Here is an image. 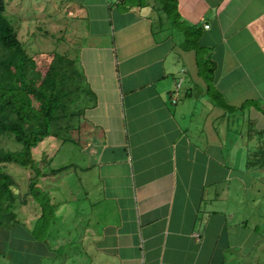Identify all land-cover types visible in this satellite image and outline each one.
Here are the masks:
<instances>
[{"label":"crops","instance_id":"0c3cea01","mask_svg":"<svg viewBox=\"0 0 264 264\" xmlns=\"http://www.w3.org/2000/svg\"><path fill=\"white\" fill-rule=\"evenodd\" d=\"M9 1L19 38L39 29L27 2L45 20L47 6L63 14L70 44L56 52L93 94L78 161L48 162L54 206L68 203L72 172L94 195L79 239L87 264H264V0ZM54 214L48 264L61 246Z\"/></svg>","mask_w":264,"mask_h":264},{"label":"trees","instance_id":"16d2710c","mask_svg":"<svg viewBox=\"0 0 264 264\" xmlns=\"http://www.w3.org/2000/svg\"><path fill=\"white\" fill-rule=\"evenodd\" d=\"M5 1L0 0V136L11 133L14 140L21 143V148L10 150L0 146V233L23 225L14 208L31 196L40 207L31 236L44 242L43 234L54 222L55 206L37 185L36 180L47 173L37 165L33 149L45 137L76 144L80 119L94 98L76 61L60 52L51 53L44 79L48 85L36 82L37 61L28 54L17 28L5 15ZM187 42L191 48L199 50L193 39ZM198 69L207 90L211 91L208 83L211 64L198 56ZM5 163L31 170L24 193L18 191L14 177L2 170Z\"/></svg>","mask_w":264,"mask_h":264},{"label":"rangeland","instance_id":"374dc122","mask_svg":"<svg viewBox=\"0 0 264 264\" xmlns=\"http://www.w3.org/2000/svg\"><path fill=\"white\" fill-rule=\"evenodd\" d=\"M5 15L10 22L14 25L15 19L13 14V7L15 6L13 1H5ZM37 5L22 6V10L25 9L28 13L27 22H37L35 25L39 29H34V35L21 36L23 39L24 47L29 55L33 56L37 61V70L34 78L38 84L44 86L48 85L44 81L47 73V67L50 60L51 53L62 50L67 44L65 36H61L58 30V22H62V15L54 13V11L47 6L45 11L48 10V19L41 15V12L37 11ZM30 12V13H29ZM12 14V15H11ZM51 14V15H49ZM45 31L48 35L43 34ZM42 32V34H40ZM0 146L10 150H18L21 148V143L14 140L13 136L9 132H5L0 136ZM33 156L37 165L41 171L46 172L47 175L36 180L37 185L42 188L48 194V162L51 161V166L58 167L62 164L77 162L80 157L79 148L70 142H60L54 137H45L34 149ZM48 156L50 159H48ZM2 170L11 174L18 184V191L24 193L27 190L29 177L31 170L24 166H20L14 163H5L2 166ZM65 175V174H64ZM76 173H71L66 180V187L68 193L65 198L68 199V203L57 202L55 205V223L53 225V232H57L60 236L61 244H57V254L54 259L57 264H87L89 257L93 255V252L88 250L84 251L83 247L79 243L85 236L83 234L84 223L87 222L88 213L90 210L91 202L94 195L90 191L89 186H83L76 178ZM59 179V178H56ZM84 190H88L89 195L84 193ZM27 201L23 203H17L14 208L18 220L23 224L17 226L14 229L6 231L5 236L0 239V264H13L16 258L20 257L26 260L35 261L38 264H48V230L43 234L46 239L47 245L45 248H41V241L31 240L27 230H31L34 227L35 220L39 216L40 207L35 199L28 196ZM32 237V236H31ZM10 243L11 246H10ZM85 243V242H84ZM16 244V246H15ZM20 244V245H19ZM42 244V243H41ZM86 245V244H85ZM38 246V248H36ZM93 257V256H92Z\"/></svg>","mask_w":264,"mask_h":264},{"label":"built area","instance_id":"2783aa9c","mask_svg":"<svg viewBox=\"0 0 264 264\" xmlns=\"http://www.w3.org/2000/svg\"><path fill=\"white\" fill-rule=\"evenodd\" d=\"M205 27H207V24H204ZM182 77H178L177 80L175 81L174 88L170 92V101L172 103H176L181 92H182Z\"/></svg>","mask_w":264,"mask_h":264}]
</instances>
